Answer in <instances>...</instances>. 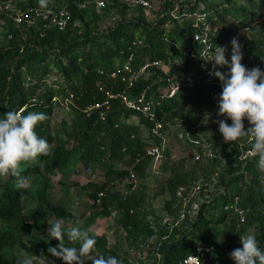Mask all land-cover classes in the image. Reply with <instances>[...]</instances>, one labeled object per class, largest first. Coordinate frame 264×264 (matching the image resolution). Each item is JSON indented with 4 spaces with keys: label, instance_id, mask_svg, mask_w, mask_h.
<instances>
[{
    "label": "trees",
    "instance_id": "trees-1",
    "mask_svg": "<svg viewBox=\"0 0 264 264\" xmlns=\"http://www.w3.org/2000/svg\"><path fill=\"white\" fill-rule=\"evenodd\" d=\"M31 1L25 0L19 4V8L39 5L38 0ZM113 1L117 3V0ZM239 1L196 0L187 10L180 5L173 15L166 12L153 26L135 23L129 30L127 26L119 24L105 33H99L95 26H89L85 20V9L77 11L71 5L68 7L72 13L71 23L62 31L55 28L47 30L43 36L33 28L17 30L7 19L8 27L1 31L4 32L6 44L0 49V116L22 108L25 109V115L28 111L45 113L47 118L36 125L35 131L38 136L48 140L52 152L39 157L35 163L22 164V175L29 180L27 188L17 189L15 177L8 176L4 181L0 179V264L12 263V251L21 245L27 246L29 258L42 262L45 258L54 261V264H64L48 252L50 247L59 245L55 239L46 241L48 224L54 219L64 218L69 222L66 225L70 226L77 223L78 217L61 204H50L46 192L52 187L51 175L59 174L67 179L72 176L77 164L83 166L85 173L95 172L99 177V181H88L80 185V189L92 202L93 209L102 207L100 213L85 219L82 229L88 230L98 214L110 217L115 212L128 244L144 248L139 252L147 253L144 260L151 258L153 264H181L188 256L195 254L198 246L210 249V259L203 264H235L230 254L238 248V237L248 233L255 234L260 246L264 247V176L258 174L260 170L255 157L247 160L243 168L242 163L232 160V168L221 172L218 178L225 192L203 203L196 216L187 214L185 220L171 231L168 226H160L158 218H148L149 211L141 204L142 196L131 193L119 197L109 192L115 183L129 176L130 169L126 167V162L131 163V170L137 177H146L145 169L151 162L146 152L157 142L150 134L154 122L160 121L164 132L169 124L176 126L174 135L177 137L179 132H187L185 126L188 123H182L185 118L195 119V122L199 120L191 111L184 117L180 115L185 104L204 103L203 108L208 115L215 113L211 119L206 117V127L198 131L209 135L207 139L213 142L217 152L231 151L233 154L237 151L236 142H222V135L212 131L213 121L217 120L218 115L217 103L211 97L209 88H181L172 97L161 96L167 85L178 82L187 70L196 67L189 58L191 55L197 56L200 50L191 38L197 31L193 28V14H205L212 27L216 24L217 16L231 17L235 21L227 33H215L212 36L214 44H218L234 36L235 33H230L232 30L248 28L255 11L264 9V0H241L247 5H238ZM35 2L37 5H34ZM201 2L203 7L200 9L197 6ZM167 5L173 7L172 3ZM0 18H5V15L1 14ZM75 21L78 23L74 24ZM166 23H170L171 27H164ZM252 33L253 42L245 53L254 55L264 63L263 30L254 28ZM130 56L132 58L129 61ZM154 60L177 61V65L170 69L168 75L150 68L148 72L151 75L143 77L133 87L134 95L145 91L146 98L154 102L153 118L128 110L117 100L112 102L103 120L96 113L90 117L82 115L80 109L84 105L103 100V96L94 88L95 81L99 79V70L112 71L127 62L138 68ZM50 68L65 78L66 86L56 89L50 85V88L36 96V91L42 89L38 87L39 83H44L43 76ZM23 70H27L26 73L29 72L37 81L26 86L21 76ZM106 85L109 89L113 87L108 82ZM113 89L118 91L121 85L117 84ZM70 95L74 106H70L67 112L72 115V120L64 123L61 132L52 131L48 116L54 106L62 109L52 99H64ZM131 117L138 118L140 125L148 129L149 138L141 136L140 125L129 123ZM190 137L195 138L196 135L190 133ZM183 143L189 153L196 152L188 140L184 139ZM169 150V147H165L164 155H169ZM184 161L180 159L178 163L166 167L169 175L162 189L168 194L170 203L176 200L179 189L192 185L190 181L195 179L193 174L186 171ZM36 178L42 179L43 185L33 190L31 182ZM59 184L65 187L67 183L59 181ZM100 192L104 193L101 198L98 197ZM227 193L239 196L243 206L249 209L244 224L238 225L237 220L224 211ZM27 199L37 203L31 214L28 213L31 207L27 208L25 203ZM217 226L225 229L223 241L212 239ZM89 235L94 236L97 243L89 255L91 258L85 256L83 264H92V256L101 253L115 256L123 264L127 262L120 255V246L117 243L109 245L106 235ZM63 244L79 247V242L69 241L67 235ZM222 245L228 247L223 249Z\"/></svg>",
    "mask_w": 264,
    "mask_h": 264
},
{
    "label": "rangeland",
    "instance_id": "rangeland-1",
    "mask_svg": "<svg viewBox=\"0 0 264 264\" xmlns=\"http://www.w3.org/2000/svg\"><path fill=\"white\" fill-rule=\"evenodd\" d=\"M25 1V0H24ZM29 1V0H28ZM33 1V0H32ZM31 1V2H32ZM65 3H68L69 0H64ZM87 1V6L85 10L87 11V16L85 17L86 22L90 27L95 26L99 33H105L113 29L114 27L120 25H125L130 29L132 24L139 23L142 25H155L162 16L166 13H174L180 5L183 6L185 10H187L192 4L196 2V0H148L149 7L143 8L139 0H117V3H114L113 0H103V6L98 7L93 0H85ZM60 2H63L61 0ZM174 7H170L167 4H171ZM248 4L247 2L239 1L238 5ZM34 5H37L35 2ZM203 3H199L197 7L200 9L203 7ZM172 8L174 10H172ZM216 24L212 27H209L211 34L214 31H218L220 33H227L229 29H232L231 24H234L235 21L231 17H218L216 19ZM164 27H171L170 23H166ZM263 30L264 35V9L260 8L256 10L253 18L252 24L248 28H242L238 31L232 30L231 35L236 36L238 42L241 46V50L245 51L253 42V29ZM4 31V30H3ZM139 33V30H138ZM4 32H0V49L6 44L4 38ZM24 40V38H22ZM231 41L228 40V54L231 53ZM177 65V61L169 62V64L165 65L168 68H173ZM166 70V69H165ZM27 71V70H26ZM23 70L21 76L23 79V83L27 86L28 83H34L37 80L33 79V76ZM151 74L148 72V75H144L145 78H148ZM44 83L41 81L39 83L40 91H36V96L46 89L50 88L49 86L54 85L53 87L57 89L66 86V80L58 74L53 68H50L49 71L43 76ZM45 84V85H44ZM61 99V98H59ZM53 100V99H52ZM54 103V102H53ZM54 104H58L55 102ZM205 104L199 105H188L185 104L183 111L180 113L183 117L188 113L192 112V114L196 115L195 118L199 120H203L205 122L208 113H206L203 108ZM62 109L54 106V109L50 112L48 118L51 120L50 128L52 131L61 132L64 123H69L72 120V115L67 112L61 105H59ZM195 120V119H194ZM194 120H190L185 118L182 123H194ZM129 123L140 125L139 119L135 117H131L129 119ZM168 125L167 130L165 131L166 137V147H169V155H164L160 157V159L155 162L151 158V162L148 167L145 169L146 177L140 178L138 177V181L135 184V188L133 191L130 190V186L127 184L123 185V181L120 183H115L113 189L109 190V192H114L118 195L125 196L134 193L136 196H142L141 204L143 207L149 211L148 218L153 220L154 217L158 218V223L160 226L161 221L164 222V219H169L173 221L175 217H177L178 211H180L185 202H188L187 206H191L194 204L204 203L205 201L211 200L214 195L221 193L222 188L218 184V176H220L221 172H227L232 168L231 161L233 157L231 151L221 152L220 150L217 152V149H214V157L210 159L200 158L199 160L195 159L194 153H189L185 148V144L183 141L174 135V130L176 126ZM70 125H68V129H70ZM140 134L145 139L149 138L148 129L144 128L140 125ZM224 142V141H222ZM180 159H184V163L186 164V171L190 174H193L195 179L190 181L192 183H200L202 185L201 193L193 194L192 196H188L190 186H186L187 189H181L176 196V200L170 203V199L165 190L162 189L164 185V181L169 175L166 167H169L173 164L178 163ZM127 163V168L131 170V163ZM151 164V167L149 168ZM149 168V169H148ZM261 176H264V172L258 173ZM217 177V178H216ZM7 177H0L2 181L7 180ZM52 187H49L47 190L46 199L50 204H61L68 211L73 213L78 217L77 225L82 228L85 219L92 217L95 213H100L102 207L99 206L96 209H93L91 204L92 202L88 199V197L82 194L80 185L88 183V181H99V177L95 174L85 173L83 171V166L81 164H77L74 169V173L71 177L67 178L62 177L59 174L50 176ZM59 181L63 183H67L65 187H61ZM211 183V184H210ZM214 183V184H213ZM210 184V185H209ZM43 185V181L40 178H36L31 182V187L33 190H37L41 188ZM164 191V192H163ZM27 208H30L29 214L32 213L33 209L36 208L37 203L29 199L25 201ZM73 225H66V228H71ZM49 227V226H48ZM48 229V228H47ZM88 232L91 235L104 234L108 239L109 245H114L117 243L120 246V255L122 258H126L125 264H153L151 258H146L147 253L139 250H144L141 247H131L127 240L125 231L119 226L117 221V213H112L110 217H103V215L98 214L95 218L92 225L88 228ZM225 233V229L222 226H217L214 228V239L216 242L220 240L223 241V236ZM228 247L227 245H222L221 248L225 249ZM137 250V251H136ZM28 256V249L26 245H21L18 249L12 251V259L9 264H20L21 260ZM29 257V256H28ZM88 257V256H87ZM90 257V256H89ZM88 257V258H89ZM87 258V259H88ZM91 258V257H90ZM33 264H43V262L39 260H35V258H31ZM123 264V263H122Z\"/></svg>",
    "mask_w": 264,
    "mask_h": 264
},
{
    "label": "built area",
    "instance_id": "built-area-1",
    "mask_svg": "<svg viewBox=\"0 0 264 264\" xmlns=\"http://www.w3.org/2000/svg\"><path fill=\"white\" fill-rule=\"evenodd\" d=\"M60 1L61 0H48L46 8H42L40 7V5H38L27 6L22 9L19 8V4L24 2V0H0V15H5V18H0V32L7 29V19L11 21V24L15 29L26 30L29 28H33L37 31H40L41 36H43L47 30H50L52 28L62 31L71 23L72 20V13L68 9V7L71 5L75 10L82 11L86 8L88 3L85 0H72L71 2L68 1V3H65L64 0L63 2ZM93 3H95L98 7L103 6V0H93ZM139 3L143 8L149 7L148 0H139ZM171 14L173 15L174 13ZM193 17L195 18L193 22V28L197 29V31L192 35L191 38L198 45V47H200V50L197 56L191 55L189 56V58H191L193 63L196 64V67L187 70L179 78L178 82L170 83L169 85H167L163 89L161 97H172L181 88L193 89L202 86L211 90V97H213L214 101H216L217 103L219 95L222 91L221 84L218 79L209 75V72L212 70V62H205L204 60H202L204 59V57L200 56V53L206 46L211 48H214L215 45L224 46L228 49V41L214 44V42L212 41V36H214L215 33L220 32L214 31L211 34V31L209 30L211 24L209 21H207V17L205 14H193ZM77 23L78 22L75 21L74 24ZM235 37V35L231 36L229 40H233ZM241 51L243 57L241 62L246 66V68L251 69L254 67H260L261 69H264L263 62L257 60L254 55L246 54L243 50ZM131 58L132 56H130L129 61L131 60ZM226 59H230V55L228 53L226 54ZM167 64H169V62L154 60L151 63L147 62L144 65L135 68L130 65V62H127L123 66L112 71L99 70V79L95 81L94 88L98 94L103 96V100L94 101L90 104L84 105L80 109L82 115H84L85 117H90L93 113H96L97 117L103 120L105 114L110 111L112 102L117 100L124 108L128 110L135 111L137 114L144 117L153 118L155 115L154 102L146 98L145 91L141 92L140 94L134 95L133 87L140 79L144 77V75H147L150 68L159 70L164 75H168L170 72V68L165 66ZM219 70L226 72L227 68H221ZM107 82L111 83L113 87H115L117 84H120L121 89L118 91H115L113 87L109 89L106 85ZM52 101L54 103L58 102L59 105H61L65 110H68L70 106H74L71 95L64 99L54 97ZM216 112H218V109L216 110ZM214 114L215 113H210L207 117L211 119L213 118ZM219 119H223V117L218 116L217 120L213 121L212 127V131L217 134H220L218 130ZM227 123L230 124L231 121L228 120ZM244 124L245 128L249 126L246 120L244 121ZM205 127L206 123L201 119L191 124L188 123L185 126L187 132H179L177 134V137L180 140L184 141V139H186L194 146V148L196 149V152H194L196 160H199L200 158L210 159L214 157L213 142L207 139L209 135L207 136L201 134L198 131L199 129ZM164 133L165 132L163 130L162 123L160 121L154 122V125L150 130V134L155 137L157 142L153 147L147 150L146 154L150 156L155 162H157L164 154V150L166 147V137ZM190 133L195 134L196 137H190ZM236 146L237 151L233 153L232 157L233 160L242 163L241 168H243L244 163L247 160L253 158L250 155L251 141L248 138H241L240 140L236 141ZM150 167L151 164L149 168ZM259 173H261V171H259ZM122 181L124 182L123 185L127 184L128 186H130V190L133 191V189L135 188V184L138 181V177L132 170H130L129 176ZM218 184L221 186L222 192L214 195V197L225 192L222 183L220 184V182H218ZM181 189L184 190L187 188L184 187ZM181 189H179V191ZM201 190L202 185L200 183H193L189 188L187 197L192 196L193 194L197 195L201 193ZM103 195L104 193L102 192L98 193L99 198H101ZM187 204L188 202L184 203L182 209L178 211L177 217H175L173 221H170V218V220L164 219V222L161 221V224L163 226H168V229L171 231L173 228L178 227L179 224L185 220L187 214H189L190 216H196L199 212L200 206L203 203H193L189 207L187 206ZM224 211H228L229 216L237 220L238 225L244 224L247 221V217L250 213L249 209L243 206L241 198L230 193H227V201L224 205ZM237 245L238 248L242 247L240 236L237 239ZM190 256L198 257L200 260V264L206 263L210 259V249L204 246H198L195 250V254ZM190 256H188L181 264H195ZM157 258H159V256H157Z\"/></svg>",
    "mask_w": 264,
    "mask_h": 264
},
{
    "label": "clouds",
    "instance_id": "clouds-1",
    "mask_svg": "<svg viewBox=\"0 0 264 264\" xmlns=\"http://www.w3.org/2000/svg\"><path fill=\"white\" fill-rule=\"evenodd\" d=\"M38 3L46 8L48 0H38ZM227 53L226 47L216 45L214 48L206 46L200 53L204 57L202 60L212 62L209 75L218 79L222 88L217 115L223 119L218 121V130L226 143L248 138L251 141L250 155L257 158V166L264 172V69H248L242 64L241 46L236 38L231 41L230 59H226ZM221 68H227V71L219 70ZM24 111L22 108L0 116V177H15L17 189L29 186L28 178L22 175V164L35 163L39 157L52 152L48 140L38 136L35 131L36 125L47 118L46 114L28 111L25 115ZM245 120L249 125L247 128ZM66 223L69 222L64 218H57L48 224L46 241L55 239L59 242L48 252L64 264H83V258L93 253L97 241L89 235L88 230L77 225L66 228ZM65 235L69 241L79 242V247L65 246ZM240 241L242 247L230 254L235 264H264V247L260 246L255 234L240 235ZM190 257L195 264H200L198 257ZM20 264H33V261L25 256ZM43 264H54V261L44 258ZM92 264H122V261L101 253L92 256Z\"/></svg>",
    "mask_w": 264,
    "mask_h": 264
},
{
    "label": "bare ground",
    "instance_id": "bare-ground-1",
    "mask_svg": "<svg viewBox=\"0 0 264 264\" xmlns=\"http://www.w3.org/2000/svg\"><path fill=\"white\" fill-rule=\"evenodd\" d=\"M217 178V177H216Z\"/></svg>",
    "mask_w": 264,
    "mask_h": 264
}]
</instances>
